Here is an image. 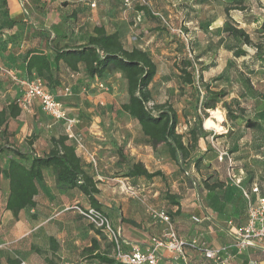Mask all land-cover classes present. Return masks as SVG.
<instances>
[{
  "label": "rangeland",
  "instance_id": "1",
  "mask_svg": "<svg viewBox=\"0 0 264 264\" xmlns=\"http://www.w3.org/2000/svg\"><path fill=\"white\" fill-rule=\"evenodd\" d=\"M93 1L97 7L98 0H16L18 13L10 15L7 0H0V67L8 68L21 76L24 74V69L20 60L28 48L41 49L51 57L52 52L47 47L48 39L50 43L57 46L84 42L93 23L90 13L91 9L95 8L91 5ZM101 2L108 3L107 8L110 11L104 7L100 8L99 17L110 28L116 25L124 35L141 33L148 35V39L152 37L147 43L146 51L157 64V73L149 85L152 96L149 105L167 102L173 106L178 115L177 130L185 127L182 131L185 142L190 137L187 134L188 130L197 126L198 137L195 143H192L194 147L189 158L183 164L185 169L170 159L164 144L152 147L149 140L142 134L137 122L120 109L121 103L127 100V93L125 80L119 71L112 70L102 78H89L82 69L71 72L66 70L63 64H60L57 75L61 85L55 92L68 106V110L66 109L68 113L78 122L81 118L86 117L78 107L81 104L96 108L94 117L108 133L113 132V135L116 136V133L122 131V128L129 130L133 142L131 145L128 142L120 144L118 139L113 143H117L122 148L128 160L141 161L149 171L160 170L163 174L149 180L124 177L125 162H121L112 147L111 152L107 153V159L110 158L107 161L110 167L103 168V171L100 172L97 166V174L101 179H98L92 170L97 184L101 186V195L104 196V200L108 203L116 200L118 205L123 204V208L126 205H131L127 200L132 201L133 207L138 205L140 208H144L150 217L153 216L148 208L159 207L164 209L172 219V213L167 208L174 204L171 203L169 196H173V200L176 201L174 193L187 182L188 172L191 168L201 169V172L205 173L203 161L205 154L208 153L213 160L214 158L217 160L215 147H213L210 137L216 146L225 147L229 153L239 152L241 162H252V158L258 159L254 155L264 153V66L257 64L253 66L251 72L247 69L241 71L242 60L247 61L252 57L255 45L262 44L264 46V33L258 32V27L264 20V0H245V10L239 13L233 11L236 18H240L242 15L248 18L243 27L248 32L252 43L244 46L247 53L242 58H237V61L232 59V63L227 62L223 78L220 77L216 81L211 79L218 76L220 71L216 70L211 76L208 72L217 69L214 63L217 60L214 58V47L215 41L221 39L220 28L208 30L214 40L210 42L205 30L200 27L208 29V26H216V17L223 15L224 1L146 0L145 6L149 9L151 17L144 18L143 13L140 12V21H136L134 18L135 7H124L121 0H101ZM82 4L85 5L84 10L87 11H80L79 8ZM153 12L159 13L174 27L183 28L190 37L189 42L185 43L179 36L167 30L161 23L160 16L154 15ZM211 19H214L213 22ZM134 20L139 22L137 27L133 25ZM60 22L65 27L64 33L60 28ZM191 26L196 27V33L188 31ZM142 27L146 29L147 33L142 31ZM154 30H157L156 33ZM63 34L67 36L63 37ZM218 51L220 52V47H218ZM185 60H190L192 67H186ZM182 69L192 72L194 78L192 84L183 81ZM100 83L103 84L102 88L99 87ZM205 84H209L212 89H223L228 92L223 99L216 103L214 109L202 107L206 100ZM64 88L69 89V94H63ZM21 89L18 83L12 81L0 69V107L5 106L12 99H17L22 93ZM240 92H243V95H240ZM89 94L94 97L88 98ZM106 94H113V97ZM232 98L237 99L239 106L243 109V114L239 119L229 121L226 119L222 102H230ZM231 108L236 109L237 106L231 104ZM108 110L109 113H107ZM212 110H217L218 115H213ZM197 116L201 118V124H199L201 129L199 130ZM208 118L212 119L213 127L204 125ZM246 119L255 122L256 125L248 127ZM20 122L18 137H15L13 125H9L5 134L0 136V144L16 146L17 143L20 148H25L26 140L29 137L34 139L41 135L49 141L51 136L58 137L60 134H64L63 131H61L62 133L48 131L46 125L55 123L54 120L39 114L35 108L30 110L28 116L23 117ZM43 123L45 125L40 127L39 124ZM55 124L64 123L57 122ZM75 128L74 131L77 133ZM97 129H100V126ZM204 134L208 137L205 138ZM77 151L81 154L79 149ZM247 153L253 157L246 158L245 154ZM11 155L9 152L0 154V165L4 166ZM198 157H200L199 162L194 167V160ZM258 160L262 162V159ZM256 164L259 167H264L261 163ZM201 180L199 177L197 182ZM123 183L137 188L139 199L130 197L122 189ZM115 186L117 189L114 188ZM142 187L144 191L141 190ZM7 189V181L1 176L0 205L7 194ZM40 189L42 198L46 193L51 195V203H41L40 212L37 213L34 220L35 232L40 238L39 241L42 242L41 238L46 241L48 236L54 238L59 246V253H61V256L57 257L59 264L66 262L99 264L94 259H87L84 254V248L90 245L94 234L98 233L91 224L73 211L75 205H81L76 202V199H73L75 196L67 198L57 194L48 178L43 179ZM98 235L100 239L104 238L103 235ZM53 257L54 255L50 254L45 258L53 261ZM46 260H39L37 264L49 263Z\"/></svg>",
  "mask_w": 264,
  "mask_h": 264
},
{
  "label": "trees",
  "instance_id": "2",
  "mask_svg": "<svg viewBox=\"0 0 264 264\" xmlns=\"http://www.w3.org/2000/svg\"><path fill=\"white\" fill-rule=\"evenodd\" d=\"M214 1H224L220 40L223 41L224 48L234 57L242 58L247 53L244 46L252 43L248 32L243 27L248 18L243 15L236 18L233 11L239 13L245 10V0ZM133 7L136 11L142 12L145 17L150 16V11L146 6L134 5ZM59 25L64 33L65 27L62 22ZM200 29L207 30L205 27H200ZM258 32L264 33V20L260 23ZM66 36L63 34V37ZM47 47L52 52L51 57L37 48H28L22 54L20 62L24 64V74L20 76L21 78H28L34 73L44 80L45 89L54 93L61 85L57 75L60 64L71 72H77L81 65L85 75L89 78H102L112 70L119 71L125 80L127 93V100L121 103L120 109L137 122L142 134L149 140L152 147L164 144L170 159L184 168L183 164L194 147L192 143H195L198 137L197 126L188 130L187 134L190 137L185 142L184 134L177 131L178 115L173 106L167 102L149 105L152 101L149 85L156 76L157 64L146 50L136 46L126 48L119 33L107 32L103 25H95L91 34L82 43L57 46L50 43L48 39ZM257 64L264 66V46L262 44H256L252 57L242 63L243 71L247 69L251 72L253 66ZM185 66L192 67L190 60H185ZM182 73L184 82L189 84L194 82L191 71L182 69ZM205 87L206 100L202 106L204 109H214L216 103L228 94L223 89H212L209 84H205ZM240 95H243V92H240ZM16 100L12 99L0 108V136L5 134L8 120L17 117L21 112ZM231 104H235L237 108H231ZM222 107L229 121L239 119L243 114V109L236 98H232L230 102L223 101ZM196 121L199 130L201 129L199 127L200 116L196 117ZM246 125L249 127L256 123L246 119ZM206 137L208 135H205ZM34 139L29 137L26 140V146H28L26 149L0 144V154L8 152L12 154L4 166L0 165V184L2 176L8 184L4 207L12 213L13 218L17 219L20 210L35 206L34 197L38 193V185L43 181L46 168L52 170L53 187L57 192L65 193L77 189L86 197L89 206L102 211L97 198L99 189L91 165L88 161L81 159L74 145L68 142L67 136L65 134L58 137L51 136L50 148L42 154L35 153L31 147ZM113 147L121 162H125L124 177L149 180L163 175L160 170L149 171L141 161L128 160L117 143H113ZM199 159L200 157L195 158L194 167ZM203 183L205 186H210L206 180H203ZM220 184L217 181L211 187L214 188ZM169 198L172 204H178L173 200V196ZM130 223L134 222L130 221ZM96 230L98 234L103 235L100 230ZM50 243L52 247H55L53 238H50ZM83 251L87 259H94L99 264H126L115 260L109 256L108 252L101 250L99 241L95 237ZM19 262V259L8 258L7 260L8 264H19Z\"/></svg>",
  "mask_w": 264,
  "mask_h": 264
},
{
  "label": "crops",
  "instance_id": "3",
  "mask_svg": "<svg viewBox=\"0 0 264 264\" xmlns=\"http://www.w3.org/2000/svg\"><path fill=\"white\" fill-rule=\"evenodd\" d=\"M98 1L99 3L97 7H95L94 1L91 3L93 4L92 7L95 8H92L90 12L93 23L89 29L88 35L91 34L92 28L95 25H103L107 32H118L126 48L136 46L146 50L147 43L150 41V39H152V37L148 39V35H142L141 33L136 35H124V33H122L116 25L115 27L110 28L106 22L101 20L98 13L100 8H107L108 3H103L101 0ZM7 2L10 15H16L19 10L16 0H7ZM84 6V4L80 6L79 9L81 12L87 11L84 10ZM107 10L110 11L109 8H107ZM134 12L136 17L138 11L135 10ZM213 20L214 19H211V22H213ZM216 22V26H208V29L205 31L208 38H210V42H213L214 40H212L211 33L208 32V30L212 31V29L221 28L223 16L216 17ZM138 24L139 22H135L134 20L133 25L137 27L136 25ZM142 31L147 33L144 27H142ZM188 31L190 33L191 31L196 33L197 29L196 27L191 26ZM218 47H220V52L218 51ZM214 48V58L217 59L214 63L216 64L217 69H213L212 71L208 72V74L211 76L216 70H219L220 74L211 79L216 81L215 78L217 77L221 76L223 78L224 68H227V62L232 63V59L237 61V58L224 48L222 40L215 41ZM243 62L244 61L242 60V63ZM22 67L24 69V64H22ZM65 69L68 70L67 68ZM79 69L83 70V67L80 65ZM241 71H243V68ZM106 95L113 97V94ZM58 97L61 98L60 96ZM91 97H94V95L89 94L88 98ZM63 105L68 110V106H66L64 103ZM78 107L86 117H83L79 120L75 130L81 136L85 146L96 155L98 169L101 172L103 171V168L108 169L110 167L109 163L107 162L110 159L109 157L107 159V153L111 152L114 140L118 139L120 144L128 142V144L131 145L133 143L131 134L129 133V130L123 128L122 131L116 133V136L113 135V132L108 133L103 127H101L94 117V113L96 112L95 107H86L81 104L78 105ZM33 108H35L36 112L39 114L45 115L41 111L40 106L37 103H34L29 109L21 110L17 117L10 118L8 120L7 127L9 125H13L15 137H18V131L21 127L20 121L23 117L28 116V112L33 110ZM107 113H109V110ZM124 114L127 115L126 113ZM54 122L57 123L61 121ZM55 123L47 124L46 129L51 132L58 131L59 133H62L61 131H63L64 133V124ZM39 125L40 127H43L45 124L43 123ZM99 126L100 129H97ZM180 129L183 131L185 127L183 126ZM68 142L74 145L71 140H68ZM15 145L16 147L20 148L19 144L16 143ZM31 147L35 153L42 154L49 150L50 142L45 137L43 138L41 135H39L34 139ZM76 152L82 160L84 159L87 161L86 158L77 151V149ZM263 154L264 153L254 155L256 158L262 159V162L258 159H253V156H249L251 155L249 153L245 154L246 158H252L253 163L251 161L241 162L239 152H233L231 155L234 159V172L237 176L242 178L243 185L250 187L252 184H257L260 188L261 194L264 195V167H259L256 164L261 163L264 165ZM203 161L205 163V173L201 172V169L191 168L190 172H188L189 176H187V182L180 186V190H176L174 193V195H176V201L178 204L168 206L167 209L172 213V221L180 237L186 240L194 237L203 238L207 242L208 247L220 248L231 244L232 230L235 227H239L245 223L246 200L242 197L238 188L228 179L226 160L218 161L215 160V158L213 160L207 153L204 155ZM185 173L187 174V171H185ZM199 177L202 180H206V183L210 186H205L202 183V180L197 182ZM45 178H48L49 183L53 185V174L51 168H46L44 170L43 179ZM99 179L101 178L99 177ZM181 179L184 180L182 177ZM217 181H219L221 184L212 188L211 186ZM41 182L38 185V193L34 197L36 202L35 206L33 208H25L20 210L17 219H14L12 213L9 210H6L4 207L7 194L2 201V204L0 205V264H8V258L19 259V261L25 262V264H37L39 260H46L45 257L47 255L49 256L50 254L54 255L53 261L46 260L49 262L47 264H59L57 257H60L61 253H59L60 249L58 248L59 246L55 240L53 243L55 247L51 246L50 238L53 237L48 236L46 241L41 238L42 242H40V238L35 232L36 226L34 220L37 213L40 212V204L51 203L50 194L46 193L45 197L43 198L41 197L42 195H40ZM97 187L99 189L97 198L101 204V210L107 215L113 228L120 232V238L124 250H129L136 246L147 248L151 245L153 238L161 236L165 227L161 220L150 217L146 214V210H144V208H140L138 205L133 207L134 204L129 200H127V202H129V204L131 203V205H126L125 208H123L122 203H120L121 207H119L120 204L118 205L116 200H114V202H106V200H104V196L101 195V186L97 184ZM114 188L117 189V186ZM141 190L144 191V188L142 187ZM116 192L119 191L116 190ZM57 194L67 198L73 195L75 196L73 199H76V202H79L83 207L89 206L86 197L77 189H72L66 191L65 193L57 192ZM192 216L198 217L200 220L194 221L192 220ZM130 221H133L134 223H130ZM32 227H34V230H32ZM93 237L99 241L101 250L108 252L109 256H112V245L109 240L105 236L103 239H100L98 234H94ZM229 252L231 254H235L230 260L229 264H250L252 260H255L256 264H264V243L248 246L244 248L239 254H236V250L234 248L230 249ZM158 254L162 264H214L211 260L205 258L201 251L194 248H185L183 255L170 253L164 248H159ZM64 264L71 263L66 262ZM81 264L86 263L82 262Z\"/></svg>",
  "mask_w": 264,
  "mask_h": 264
},
{
  "label": "built area",
  "instance_id": "4",
  "mask_svg": "<svg viewBox=\"0 0 264 264\" xmlns=\"http://www.w3.org/2000/svg\"><path fill=\"white\" fill-rule=\"evenodd\" d=\"M124 7H132L134 5H146V0H121ZM93 5V4H91ZM154 15L160 16L161 23L171 33L179 36L185 43H188L190 37L188 33L181 27H174L159 13ZM141 14L138 12L135 17L136 21H140ZM9 78L18 83L22 88L21 95L16 102L21 110H27L34 103L40 106L41 111L54 121L64 123V134L68 140L74 143L75 149H79L81 154L90 163L92 170L97 175L98 161L96 155L90 151L83 143L81 137L75 133L74 128L78 120L71 116L63 105L58 94L51 93L45 89L44 80L33 74L28 78H21L13 71L0 67ZM103 87V84H99ZM63 94H69V89L64 88ZM182 132V130H177ZM216 151V159L218 161L226 160L227 162V177L230 182L235 185L242 197L246 200V221L243 225L235 227L232 232V243L220 248H210L203 238L194 237L188 240L180 237L175 229L174 223L168 213L159 207H149L148 211L154 218L161 220L165 227L163 233L159 237L152 239V243L147 248L139 246L129 250H124L120 238V232L113 228L109 218L102 211L91 206L75 205L73 209L76 213L86 220L93 228L98 229L109 240L112 245V256L115 260L122 261L126 264H162L158 254L159 248H164L170 253L183 255L185 248H194L202 252L205 258L211 260L214 264H229L235 254H231L230 249L234 248L236 254H239L244 248L254 246L258 243H264V195L261 194L257 184H252L250 187L243 185L242 178L234 172V159L225 147H218L212 141ZM122 189L132 198L139 199L138 189L123 183ZM192 220L199 221L198 217L192 216ZM19 264H25L20 262ZM250 264H256L252 260Z\"/></svg>",
  "mask_w": 264,
  "mask_h": 264
},
{
  "label": "bare ground",
  "instance_id": "5",
  "mask_svg": "<svg viewBox=\"0 0 264 264\" xmlns=\"http://www.w3.org/2000/svg\"><path fill=\"white\" fill-rule=\"evenodd\" d=\"M212 114L213 115H218V111L217 110H212ZM206 127H213L214 126V123H213V121H212V119L211 118H208L207 120H206V122H205V124H204ZM20 262H23V261H20ZM19 262V263H20ZM25 263V262H24Z\"/></svg>",
  "mask_w": 264,
  "mask_h": 264
}]
</instances>
